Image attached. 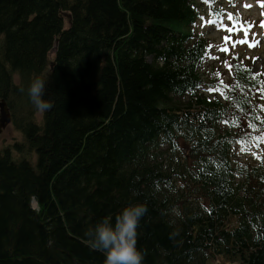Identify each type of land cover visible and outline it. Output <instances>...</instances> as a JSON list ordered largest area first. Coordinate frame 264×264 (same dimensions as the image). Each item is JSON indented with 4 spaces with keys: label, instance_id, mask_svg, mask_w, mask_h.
I'll list each match as a JSON object with an SVG mask.
<instances>
[{
    "label": "trees",
    "instance_id": "16d2710c",
    "mask_svg": "<svg viewBox=\"0 0 264 264\" xmlns=\"http://www.w3.org/2000/svg\"><path fill=\"white\" fill-rule=\"evenodd\" d=\"M200 9V0H0V99L22 134L0 149V264H103L85 233L133 202L148 209L138 227L143 264H205L209 252L264 264V167H249L242 195L226 202L233 197L226 167L207 158L225 146L212 134L224 112L181 100L207 46L196 36ZM64 11L71 14L66 30ZM127 17L132 29L115 43L113 35L127 32ZM149 39L159 51L153 62L145 60ZM248 71L234 65L239 85L231 102L240 131L259 134L243 102L254 84ZM37 75L53 105L40 122L26 92ZM182 121L196 135L180 149L190 161L173 151L160 164L145 142L162 130L171 147L176 134L186 135ZM202 183L218 206L199 212L193 209ZM32 195L40 223L27 210Z\"/></svg>",
    "mask_w": 264,
    "mask_h": 264
},
{
    "label": "clouds",
    "instance_id": "9594fccd",
    "mask_svg": "<svg viewBox=\"0 0 264 264\" xmlns=\"http://www.w3.org/2000/svg\"><path fill=\"white\" fill-rule=\"evenodd\" d=\"M26 92L38 112L43 113L52 108V103L46 98L44 77H33ZM147 211L143 202L129 203L114 216L101 217L87 229L85 236L90 246L103 254V264H143L144 252L137 246V238L138 227ZM173 211L176 216L181 215L178 210ZM169 235L170 238L178 235V230L174 229Z\"/></svg>",
    "mask_w": 264,
    "mask_h": 264
},
{
    "label": "rangeland",
    "instance_id": "374dc122",
    "mask_svg": "<svg viewBox=\"0 0 264 264\" xmlns=\"http://www.w3.org/2000/svg\"><path fill=\"white\" fill-rule=\"evenodd\" d=\"M230 9L232 10L231 14L234 12V14L238 16V18L253 22L254 27L258 32V21L264 19V0H234ZM213 21L214 20H210L209 22H207L204 28V32L209 34L210 36L217 35L218 39L216 47L213 51H224L222 49L225 48H227L228 50L234 48L241 49L242 51L247 52L249 56H252L251 65L253 66L255 72H260L264 68V41L262 39V32L260 31L259 36L254 39L258 43L256 47L253 43H250V47L252 48L251 49L245 44V36L235 37V35H233L234 37L231 41H223L221 35L227 32L216 31L215 28H217L218 25H214ZM224 22H227L226 18ZM260 26L263 28L262 31L264 36V26L261 23ZM234 32L236 34H242L244 31L242 27L238 26L234 29ZM241 41H243V43H241ZM261 42L263 43L262 46H260ZM235 43H237L238 45H235ZM14 138H19V133L15 131L12 124H10L2 132H0V149H2L4 145H10L13 142ZM235 152L237 156L240 157V159L246 158L247 160L258 161L261 154H263V147H250L249 153H247L246 155L245 153H243L245 152L244 148H238L235 150Z\"/></svg>",
    "mask_w": 264,
    "mask_h": 264
},
{
    "label": "bare ground",
    "instance_id": "6f19581e",
    "mask_svg": "<svg viewBox=\"0 0 264 264\" xmlns=\"http://www.w3.org/2000/svg\"><path fill=\"white\" fill-rule=\"evenodd\" d=\"M126 22H127V24H126V26H125V29L127 28V32L122 36H118L119 34H115V35H113L112 36V38H114V41H115V43L117 42V43H119L121 40H123L124 38L123 37H125V36H127L128 35V33L130 32V30L132 29V24L130 23V21H132L130 18H128L127 17V20H125ZM80 37V35H78V38ZM80 39V38H79ZM156 42H153V41H151L150 39L147 41V44L149 45V49H150V52H151V54H149V55H146L145 56V60L147 61V62H153L154 60H156V58L158 57V54H159V51H158V48H157V46L156 45H154ZM125 45L126 44H124L121 48H119L118 49V52L120 53V51L123 49V47H125ZM153 45V46H152ZM100 47V46H99ZM109 50H113V54L116 56L117 55V53H116V49L114 50L113 48H108ZM101 51H104V50H100L99 52H101ZM101 59H103V56H101ZM3 86V85H2ZM3 88H4V86H3ZM4 99L3 98H1L0 99V103H2V102H4L3 101ZM35 201H36V199H35V197H34V195H32V197L31 198H29V201H28V208H27V210H28V212H29V214H31V212H32V215H33V219L35 220V221H37L38 223H40L39 221H38V219H37V216H36V214L34 213V211L31 209V207H30V204L29 203H32V204H34L35 203ZM39 218V220H40V217H38ZM27 219H25V222H27L26 221ZM33 221V220H32Z\"/></svg>",
    "mask_w": 264,
    "mask_h": 264
},
{
    "label": "water",
    "instance_id": "95a60500",
    "mask_svg": "<svg viewBox=\"0 0 264 264\" xmlns=\"http://www.w3.org/2000/svg\"><path fill=\"white\" fill-rule=\"evenodd\" d=\"M9 112L5 105V102L0 103V131L2 128L6 126V124L9 122Z\"/></svg>",
    "mask_w": 264,
    "mask_h": 264
},
{
    "label": "snow or ice",
    "instance_id": "6c2138e0",
    "mask_svg": "<svg viewBox=\"0 0 264 264\" xmlns=\"http://www.w3.org/2000/svg\"><path fill=\"white\" fill-rule=\"evenodd\" d=\"M225 39L227 40V39H229V37H225ZM241 43H243V41H241ZM251 46V45H250ZM222 50H224V51H228V49L227 48H225V49H222Z\"/></svg>",
    "mask_w": 264,
    "mask_h": 264
}]
</instances>
